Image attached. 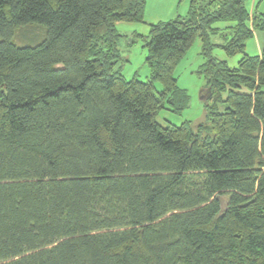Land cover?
Instances as JSON below:
<instances>
[{"label": "trees", "instance_id": "trees-1", "mask_svg": "<svg viewBox=\"0 0 264 264\" xmlns=\"http://www.w3.org/2000/svg\"><path fill=\"white\" fill-rule=\"evenodd\" d=\"M261 1L189 0L136 34L142 81L116 24L143 22L146 0H0V264H264ZM30 24L41 41L16 44ZM198 37L206 120L163 125L189 105L175 70Z\"/></svg>", "mask_w": 264, "mask_h": 264}, {"label": "rangeland", "instance_id": "rangeland-1", "mask_svg": "<svg viewBox=\"0 0 264 264\" xmlns=\"http://www.w3.org/2000/svg\"><path fill=\"white\" fill-rule=\"evenodd\" d=\"M161 3L166 0H159ZM253 4V0H249ZM258 1V0H256ZM255 2V0H254ZM260 10H264V0L260 2ZM173 12L174 14L172 15ZM189 12V0H168L167 6L160 9L157 6V0H146V10L143 22H118L116 28L119 33L123 34L119 41V50L123 56L119 66L127 79H132L134 76L142 81L149 78L150 71L146 64V47L140 37L134 33L148 35L150 26L160 21H168L176 18L178 15L185 17ZM213 26L219 27L220 31L211 35V41L215 44L222 43L223 28L226 26L224 21L215 23ZM45 27L40 24H30L16 31L14 41L18 45H35L38 44L44 33ZM264 33H259V39L255 36L247 42V52L252 55L259 54L258 43H263ZM212 54L219 59L227 60L231 67H235L242 55L228 56L221 47L215 46ZM205 61L202 55V41L196 38L192 47L186 52L180 60L175 70V76L178 80V86L186 89L190 102L188 107L180 112H173L168 105H165L158 113V121L163 125L174 124L181 125L187 121L192 122L194 126L206 120V81L202 74L199 73L200 65ZM156 91L161 90L162 85L159 82L155 83ZM227 202V197L224 198L223 206Z\"/></svg>", "mask_w": 264, "mask_h": 264}, {"label": "crops", "instance_id": "crops-1", "mask_svg": "<svg viewBox=\"0 0 264 264\" xmlns=\"http://www.w3.org/2000/svg\"><path fill=\"white\" fill-rule=\"evenodd\" d=\"M167 3H168V0H166L165 2H163V3H161L159 0H157V6L162 10V9H164V8H166V6H167ZM172 13V15L174 14L173 12H171ZM179 16V15H178ZM177 16V17H178ZM181 16V15H180ZM172 19H174V18H172ZM136 34H140V33H134V35H136ZM256 37L259 39V35H256ZM263 43H264V39H263ZM263 43H261V42H259L258 43V47H259V52L261 53V47H262V45H263ZM259 53V54H260Z\"/></svg>", "mask_w": 264, "mask_h": 264}]
</instances>
